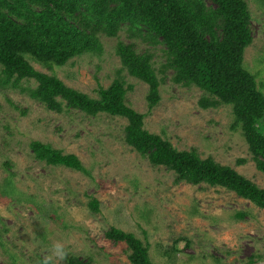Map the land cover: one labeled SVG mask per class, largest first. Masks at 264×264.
<instances>
[{
  "label": "rangeland",
  "instance_id": "obj_1",
  "mask_svg": "<svg viewBox=\"0 0 264 264\" xmlns=\"http://www.w3.org/2000/svg\"><path fill=\"white\" fill-rule=\"evenodd\" d=\"M244 1L251 13L252 44L243 65L264 94V0ZM100 43V54L74 57L52 71L30 64L93 99L99 87L121 77L131 87L127 106L145 116L144 130L178 151L195 150L201 159L230 167L264 190V174L256 169L241 131L232 128L230 106L201 108V98H213L173 82L161 45L125 29L116 37L101 36ZM118 43L152 56L160 101L150 113L148 86L122 68ZM36 85L23 79L18 88L0 87V264H41L57 242L67 258L54 257L52 264H67L71 257L131 264L127 246L106 238L111 228L148 243L153 264H264V210L224 188L176 183L174 172L152 165L125 143L127 119L47 110L21 91ZM32 141L75 155L89 174L35 160ZM92 199L99 204L97 213L88 207ZM236 212L246 213L243 221L234 219Z\"/></svg>",
  "mask_w": 264,
  "mask_h": 264
},
{
  "label": "trees",
  "instance_id": "obj_2",
  "mask_svg": "<svg viewBox=\"0 0 264 264\" xmlns=\"http://www.w3.org/2000/svg\"><path fill=\"white\" fill-rule=\"evenodd\" d=\"M247 6L244 0H0V87L18 88L20 80H34L36 87L21 91L47 110L58 113L67 108L89 116L125 118V143L152 165L174 172L176 183L224 188L264 210V190L235 170L201 159L195 150L178 151L168 140L144 130L145 116L127 106L131 87L126 88L121 77L108 88L99 87L98 98L93 99L30 64L52 71L74 57L100 54V37H116L123 29L153 46L161 45L173 82L197 87L213 98H201V108L231 107L232 128L241 131L256 169L264 174V94L243 65L244 52L252 44ZM115 53L128 75L148 86L150 113L160 101L151 54L139 55L132 44L124 43H118ZM30 149L35 160L48 166L89 174L73 154L39 141H32ZM88 207L99 212L95 199ZM245 216L236 212L234 219L243 221ZM106 238L127 246L131 264H153L149 244L132 233L111 228ZM67 264L91 262L71 257Z\"/></svg>",
  "mask_w": 264,
  "mask_h": 264
},
{
  "label": "clouds",
  "instance_id": "obj_3",
  "mask_svg": "<svg viewBox=\"0 0 264 264\" xmlns=\"http://www.w3.org/2000/svg\"><path fill=\"white\" fill-rule=\"evenodd\" d=\"M51 252L52 255L45 257L41 264H52L54 257L60 262L65 261L67 258V252L65 251L64 246L59 242L52 246Z\"/></svg>",
  "mask_w": 264,
  "mask_h": 264
}]
</instances>
